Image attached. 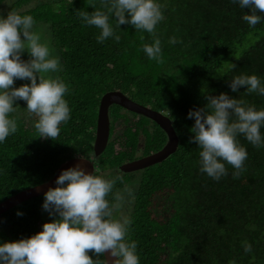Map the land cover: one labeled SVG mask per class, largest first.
I'll use <instances>...</instances> for the list:
<instances>
[{
  "label": "trees",
  "instance_id": "trees-1",
  "mask_svg": "<svg viewBox=\"0 0 264 264\" xmlns=\"http://www.w3.org/2000/svg\"><path fill=\"white\" fill-rule=\"evenodd\" d=\"M157 2L163 19L153 34L118 26L109 14L120 39L101 43L96 39L100 29L83 23L78 11L107 12V0H0V14L14 10L31 15L33 30L46 31L61 59L58 78L67 86L63 98L70 109L57 137L40 138L34 128L38 119L24 120L26 102H15L9 116L16 120V132L0 143V202L48 181L71 157L93 158L100 100L119 90L168 116L178 136L177 150L166 160L118 174L123 165L162 150L168 138L143 115L119 105L110 108L109 142L95 161V174L119 177L106 196L110 203L114 192L139 177L125 237L136 241L139 264H228L233 259L236 264H264V146L238 134L237 142L247 151L242 170L234 177L235 170L225 163L227 174L213 180L199 170L200 149L189 142L194 120L187 118L190 109L203 107L207 96L221 92L264 109V96L245 92L246 86L237 92L228 87L242 73L264 82V20L249 27L242 19L249 10L232 0ZM156 37L159 63L142 49ZM170 37L177 43H169ZM24 83L29 81H14L15 87ZM259 131L264 137V126ZM43 196L0 215V242L42 230ZM243 241L251 244L250 252L243 250Z\"/></svg>",
  "mask_w": 264,
  "mask_h": 264
},
{
  "label": "clouds",
  "instance_id": "clouds-1",
  "mask_svg": "<svg viewBox=\"0 0 264 264\" xmlns=\"http://www.w3.org/2000/svg\"><path fill=\"white\" fill-rule=\"evenodd\" d=\"M232 2L249 10L242 16L249 27L264 20V0ZM107 4V12L78 11L83 23L100 29L96 39L101 43L108 37L120 39L109 24V14L118 26L131 25L150 34L163 19L157 0H107ZM33 26L31 15H20L14 10L6 16L0 14V143L16 132V120L9 114L15 110L17 100L25 101L28 112L38 116L34 128L40 138L57 137L59 125L70 118V109L63 98L66 84L59 78L42 75L56 72L59 60L50 55L47 43L41 42ZM169 43H177L176 38L170 37ZM142 49L149 59L160 62L158 37L151 44H143ZM25 53L27 60L22 58ZM15 80L29 83L13 87ZM242 86H246L245 92L264 96V82L255 74L242 73L228 81L232 92ZM206 100L203 107H194L187 113V118L194 120L190 128L194 135L189 142L194 141L200 149L199 170L219 180L227 174V163L236 177L247 158L245 147L236 137L242 134L252 145L264 146L259 131L264 126V109L257 110L224 92L209 95ZM95 171L88 173L79 164L63 170L55 180L56 187L48 188L43 196L42 208L52 217L50 222H45L42 230L30 237L0 242V264H139L136 241L125 239L131 221L121 211L126 202L134 199L133 191L128 186L117 190L110 203L106 196L119 177L107 179ZM115 213L119 215L114 216ZM16 214L23 215L20 211ZM242 246L246 253L251 251L247 241ZM105 253L113 258L111 262ZM92 256L97 258L93 260ZM228 264L236 261L229 260Z\"/></svg>",
  "mask_w": 264,
  "mask_h": 264
},
{
  "label": "water",
  "instance_id": "water-1",
  "mask_svg": "<svg viewBox=\"0 0 264 264\" xmlns=\"http://www.w3.org/2000/svg\"><path fill=\"white\" fill-rule=\"evenodd\" d=\"M113 105H119L130 112L143 115L144 117L154 121L160 126V129H162L166 133L168 138V141L162 150L156 153H152L134 162L127 163L123 165L122 170H126L125 172H134L147 168L166 160L177 150L178 136L176 134V131L174 130L172 121L168 116L164 115L162 112L153 110L150 107L143 106L133 101L131 98H129L119 90L108 92L102 96L98 108L97 126L95 127L96 135L93 144V158H85L83 156H75L73 158L71 157V159L64 163L55 173V175L48 181L20 191L17 194L9 197L8 199L0 202V215L4 214L5 212L23 202L43 196L48 188L56 187V178L61 174L63 170H66L69 167H74L79 164L85 169L86 172L93 173L94 170H96L95 161L105 151L109 142V111L111 106ZM105 258L108 259L109 262H111V260L113 259L112 257L107 256V253H105Z\"/></svg>",
  "mask_w": 264,
  "mask_h": 264
},
{
  "label": "rangeland",
  "instance_id": "rangeland-1",
  "mask_svg": "<svg viewBox=\"0 0 264 264\" xmlns=\"http://www.w3.org/2000/svg\"><path fill=\"white\" fill-rule=\"evenodd\" d=\"M34 31L38 32L40 37H41V42H44V43H47L48 47H49V51H50V55L53 56V57H57L58 60H59V66H58V70L56 72H50V73H43L42 75L45 77V78H48V77H52V78H58V74H59V68L61 67V59H60V56L56 53V50H55V47L54 45L50 42V39L46 33V31H44L41 27H37L34 29ZM23 59L27 60L28 59V55L27 53H25L22 57ZM16 84H13V87H15ZM23 118L24 120L26 121H29V122H33V121H36L38 119V116L35 114V113H30L28 112V110H25L23 112ZM126 170H121V169H117L116 172L118 174L120 173H123L125 172ZM138 181H139V177H137L135 180H133L132 182L126 184V186L130 187L133 191V195H135L136 193V190H137V184H138ZM132 200H130V202H126L122 208V212L124 215H128L129 212H130V207H131V204H132ZM119 213H115L114 216H118ZM42 218L44 220V222H50V220L52 219V217H50L47 213V211H43V214H42ZM2 227H4V224H0V228L2 229Z\"/></svg>",
  "mask_w": 264,
  "mask_h": 264
}]
</instances>
